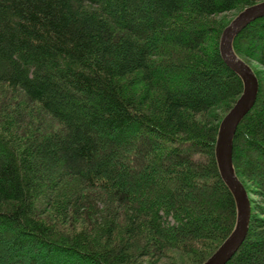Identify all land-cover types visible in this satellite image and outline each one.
<instances>
[{
	"label": "trees",
	"instance_id": "1",
	"mask_svg": "<svg viewBox=\"0 0 264 264\" xmlns=\"http://www.w3.org/2000/svg\"><path fill=\"white\" fill-rule=\"evenodd\" d=\"M258 1L0 0V88L34 110L0 113V264H200L217 248L236 203L214 146L242 80L218 50L228 21L207 19ZM232 48L258 93L233 137L250 219L225 264H264V86L246 60L264 66V16Z\"/></svg>",
	"mask_w": 264,
	"mask_h": 264
},
{
	"label": "water",
	"instance_id": "2",
	"mask_svg": "<svg viewBox=\"0 0 264 264\" xmlns=\"http://www.w3.org/2000/svg\"><path fill=\"white\" fill-rule=\"evenodd\" d=\"M264 16V0L243 7L226 24L219 37L218 50L222 60L242 80V91L218 124L214 156L220 177L230 189L236 203V222L232 231L200 264H225L244 240L250 219V202L246 190L232 165L233 137L238 123L253 106L258 82L250 66L232 48L238 32L258 17Z\"/></svg>",
	"mask_w": 264,
	"mask_h": 264
},
{
	"label": "rangeland",
	"instance_id": "3",
	"mask_svg": "<svg viewBox=\"0 0 264 264\" xmlns=\"http://www.w3.org/2000/svg\"><path fill=\"white\" fill-rule=\"evenodd\" d=\"M234 13H235V10L229 11L227 13H222L219 15L211 16L207 19V21L208 23H211V26L213 27V29H217L220 24H223L226 21H228L227 22L228 24L229 21L236 15L237 12L235 14ZM246 60L257 71L262 81V84L264 86V66L257 60H252L249 58H246ZM28 105H29V102L25 99L24 95L20 91H8V90H5L4 88H0V113L1 114L2 112H6V110L8 109H10L11 111L19 110L22 113H24V115H26V112L30 114L34 110L32 107L28 108ZM212 111H213L214 117L220 116L222 114L221 108H215ZM245 158L246 160H248L247 156H245ZM249 171L253 177L254 176L257 177V175L254 173L253 170L249 169ZM244 182L248 190H252L255 186V185L252 186V183L246 178H244ZM250 196L253 199L254 205H256V203H259V200H260L259 196H256L254 194H251ZM188 257L189 256H186L185 258H176L175 261H172L173 263L171 262L170 258H162L159 262H156L155 264H188L190 260L188 259Z\"/></svg>",
	"mask_w": 264,
	"mask_h": 264
}]
</instances>
